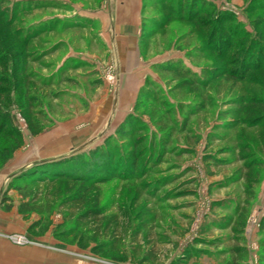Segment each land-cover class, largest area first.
Returning <instances> with one entry per match:
<instances>
[{"label": "rangeland", "instance_id": "rangeland-1", "mask_svg": "<svg viewBox=\"0 0 264 264\" xmlns=\"http://www.w3.org/2000/svg\"><path fill=\"white\" fill-rule=\"evenodd\" d=\"M190 2L143 0L133 45L116 0H0V212L41 211L12 264H264V69L228 74L264 61V0Z\"/></svg>", "mask_w": 264, "mask_h": 264}, {"label": "crops", "instance_id": "crops-1", "mask_svg": "<svg viewBox=\"0 0 264 264\" xmlns=\"http://www.w3.org/2000/svg\"><path fill=\"white\" fill-rule=\"evenodd\" d=\"M116 2L117 17L115 18L113 28L118 31H126L124 34H126L127 37L132 38V44L135 45L136 36L134 31L141 27L140 16L142 13L141 10L143 7V0H116ZM10 216H16L20 220L24 219V216L20 215L16 210L12 211L9 215L4 212H0V233L6 234L12 230V227L8 222V218H10ZM29 225L30 223L27 221V223L24 224V229L27 230ZM23 250H21V252L18 253L20 255L17 256L21 258L20 260L25 259L28 262H33V264H42L41 262H44L42 253L38 254L33 251L35 254L33 257H30L28 251ZM14 258H16V256H13V248L7 244L6 241L0 238V264H12Z\"/></svg>", "mask_w": 264, "mask_h": 264}, {"label": "trees", "instance_id": "trees-1", "mask_svg": "<svg viewBox=\"0 0 264 264\" xmlns=\"http://www.w3.org/2000/svg\"><path fill=\"white\" fill-rule=\"evenodd\" d=\"M187 1V0H186ZM191 2H190V5H191V7L189 8V11L194 7V5L196 4V3H198L199 2V0H190ZM204 1V0H203ZM204 4V2H202V5ZM203 10V12H204V10L205 9H202ZM198 11V10H197ZM191 12V11H190ZM223 16V15H222ZM222 39H226V41L228 40V43L227 42H225L226 44H228V46H230L231 45V41H229V39H228V37H226V36H222L221 37V40ZM221 40L219 41V42H221ZM224 41V40H223ZM210 42H212L213 43V40H211ZM221 46H222V43H221ZM261 52H262V50H260ZM221 55H222V53H221ZM248 53L247 54H245V55H243V57H242V59H241V61L240 62H238V67H232L233 69L228 73L229 74V77L230 78H232V79H237V80H240V81H245V80H247L248 79V72H249V70H254V71H257V70H261V69H264V61H259V64L257 63V64H255V65H253V64H251V62H252V60H253V58H251V59H248ZM251 56H254L253 54H251ZM252 65H253V67H252ZM187 74H188V72H187ZM227 74V73H226ZM187 82H189V81H187ZM248 101V100H247ZM251 106H253L254 107V109H253V111L254 112H256L257 110H256V108L258 107L259 108V105L261 106V105H264V99H262V97H259V98H252L251 100H249V102H248ZM253 114V113H252ZM263 116V115H262ZM257 119H254L252 122H251V124H252V126L254 125V124H256L257 122H261V123H263L264 121H263V117H256ZM244 122H247V120H245ZM248 123H249V121H248ZM243 124H245V123H243ZM2 128L3 127H1L0 128V136L2 135V133H3V130H2ZM9 137L10 138H12V140H13V148L11 149V151H10V153H12V152H14L16 149H18V148H20L21 146H22V143H23V139H22V135L20 134V132H18V130H16V129H12L11 131H10V133H9ZM246 139H248V137H246ZM245 148V150H247L248 149V144L246 145V147H244ZM244 156H246V157H248V153H247V155H244ZM245 157V158H246ZM55 164H57V166L58 165H62V164H60V162L59 163H55ZM245 167L248 169V163H246V165H245ZM63 170V169H62ZM67 170H64V174L65 175H56V176H49L48 177V179L50 180V182H52V183H57L58 184V186H59V188H58V190H57V192L59 191V189H60V186L61 185H65V189L67 190V184H68V182H69V180H70V178H69V176H70V174H69V172H66ZM54 174H57V173H54ZM59 174V173H58ZM45 178V180H47V177H44ZM57 178H59V180L60 181H58L57 182ZM36 195L33 197V199H32V201H28V202H26V203H22V205L20 206V208H19V212L20 213H22V214H30V213H33V212H38V213H40L41 211L40 210H38V207H37V205H31V202H36ZM68 198H70V197H68ZM78 198V197H77ZM74 200H75V198H74ZM76 201H78L79 203H81L82 205H84L85 203L87 204V200H86V198H85V194H83L82 196H80L78 199H76ZM97 215H99V213L97 214ZM262 229L264 228V221L262 222ZM104 255V257H108V258H110V259H112L111 257H110V255L108 254V253H104L103 254Z\"/></svg>", "mask_w": 264, "mask_h": 264}, {"label": "built area", "instance_id": "built-area-1", "mask_svg": "<svg viewBox=\"0 0 264 264\" xmlns=\"http://www.w3.org/2000/svg\"><path fill=\"white\" fill-rule=\"evenodd\" d=\"M10 239H11L14 243H16V244H18V245H22V244H24V243L27 242L26 239H25L24 237H22V236H13V237H10Z\"/></svg>", "mask_w": 264, "mask_h": 264}]
</instances>
